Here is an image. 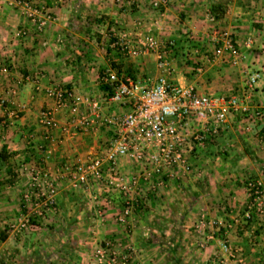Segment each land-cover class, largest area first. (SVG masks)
Masks as SVG:
<instances>
[{
    "label": "crops",
    "instance_id": "1",
    "mask_svg": "<svg viewBox=\"0 0 264 264\" xmlns=\"http://www.w3.org/2000/svg\"><path fill=\"white\" fill-rule=\"evenodd\" d=\"M19 1L0 0V151L14 154L0 170V180L11 182L0 186V264H98L95 255L108 241L118 256L132 254L131 264H219L226 239L238 253L226 264H264V218L257 214L229 232L214 227L202 233L198 228L202 216L220 224L241 220L250 201L247 180L257 177L264 183V119L235 116L204 146L195 145L187 168L164 177V187L153 190L164 173L142 181L133 194L143 209L126 224L117 221L124 207L119 192L103 186L75 191L60 177L65 166L106 149L110 129L96 118L90 102L100 104L103 116L130 111L126 103L107 102L100 77L112 69L153 84L163 74L158 54L127 58L111 39L99 35L104 28L128 34L150 28L164 47L174 40L167 59L175 71L169 77L202 96L243 95L248 74L260 72L251 105L264 111V0H167L157 10L149 0H136V5L125 0H32L36 11L44 10L37 18H53L42 31ZM216 30L232 33L245 55L239 66L231 64L228 52L211 61ZM188 31L194 33L193 43ZM51 88L72 90L77 110L57 107L47 95ZM48 109L55 113L56 128L39 122ZM81 118L94 121L90 129L78 128ZM208 127L210 121L201 117L185 133ZM118 166L129 178L138 174L139 166L126 158ZM43 167L58 186L57 206L40 221L37 232L2 233V224L37 208L38 199L28 201L25 194L32 173ZM203 235L209 241L202 247Z\"/></svg>",
    "mask_w": 264,
    "mask_h": 264
},
{
    "label": "built area",
    "instance_id": "2",
    "mask_svg": "<svg viewBox=\"0 0 264 264\" xmlns=\"http://www.w3.org/2000/svg\"><path fill=\"white\" fill-rule=\"evenodd\" d=\"M125 1L136 5V0ZM149 4L157 10L166 5L167 0H149ZM19 5L28 12L30 21L32 20L37 25L38 31H42L48 21L53 19L50 14H44L41 19L37 18L36 15L43 13L44 10H37V13L32 7V0H20ZM142 28L144 29L141 31ZM212 37L216 48L211 61L220 60L224 57V53L228 52L233 66H239L242 63L245 55L236 47L231 32L216 30ZM187 38L188 42L193 43L194 33L188 31ZM115 39L116 42L112 45L127 58L150 53L158 54V66L163 74L155 83L149 84L151 81L144 83L134 80L112 69L106 71L100 77V81L108 85L111 90L107 102L119 105L126 103L130 105V111L125 115L103 116L100 113V104L90 102L96 118L110 129L111 136L106 142V149L101 155L65 166L60 177L66 178L75 191L103 186L119 192L125 199L123 211L117 217V221L120 224H126L138 209V199L132 195L142 181L147 182L153 176L164 173L165 176L156 182L153 190L164 187L166 185L164 177H171L175 171L187 168L188 155L193 152L194 146H204L210 136L217 134L219 128L235 116L243 115L252 117L254 120L264 119V112L259 107L251 105L253 92L262 74L258 71L248 74L243 95L202 96L194 88L182 87L171 81L169 76L175 69L171 67L167 56L169 55L168 50L176 45L174 40H169L164 47L163 42L150 28L146 27H141L133 34L121 33ZM248 43L249 46L252 45L251 40ZM201 71L202 68L199 66L197 72ZM47 95L56 101L57 107L71 106L74 110L78 108V100L72 90L51 88L47 90ZM201 117H206L211 127L190 135L186 134L185 130L190 128L192 121L199 120ZM39 122L45 128L51 129L58 126L55 113L50 109L41 112ZM93 123L94 121L89 118H81L78 128L88 130ZM125 158L137 167L139 166L137 175L129 178L120 172L118 164ZM29 182L25 199L32 201V197H36L39 203L33 212L21 217L19 222L14 221L15 224H12L11 228L16 232L37 229L33 223L34 218L42 219L45 212L54 207L58 196V186L45 167L35 170ZM245 188L250 201L241 220L238 218L233 223L220 224L202 216L198 223L200 232H206L208 228L214 227L229 232L241 222L248 223L254 214L264 218L263 181L258 178L249 179ZM208 241L209 237L203 235L202 247ZM113 245L112 241H108L106 246L95 255L96 262L98 264H131L132 254L118 256L113 251ZM130 252H133V249ZM237 254L230 242L227 239L223 240L218 262L226 264L231 259H237ZM238 264H244V262L239 260Z\"/></svg>",
    "mask_w": 264,
    "mask_h": 264
},
{
    "label": "rangeland",
    "instance_id": "3",
    "mask_svg": "<svg viewBox=\"0 0 264 264\" xmlns=\"http://www.w3.org/2000/svg\"><path fill=\"white\" fill-rule=\"evenodd\" d=\"M103 20H104V26L107 25L106 18L103 19ZM109 29H110L109 27H108V28H104V29H103V31H104L103 35H101V33H100V34L98 33V34H99L101 37L104 36V35H106L105 39L108 40V38H109V39H111V38H117V37H114V36H117V35H119V34H121V33H128V32L125 31V29H124L123 31H122V29H118V28H116L115 30H114V29H113V30H109ZM111 29H112V28H111ZM117 29H118V30H117ZM106 30H107V31H106ZM119 30H120L121 32H119ZM263 112H264V111H263ZM15 174H16V173H15ZM13 175H14V173H13ZM252 178H257V177H251V178H249V179H252ZM14 179H15V176H14ZM16 179H17V178H16ZM249 179H248V180H249ZM5 180H6V179H5ZM6 184H7V185H10L11 183H6ZM121 196H122V195H121ZM132 196H134V195H132ZM134 198H135V199H138L136 196H134ZM124 199H125L124 196H122V201H123V203H124ZM56 200H57V198H56ZM142 205H143V204H141L140 202H138V209H137V210H139V208H140V209H143ZM56 206H57V205H54V207H56ZM143 206H144V205H143ZM53 209H54V208H50L49 210H47L48 212H47V211L45 212V216H44L43 218L46 219V218L48 217V214H49L50 212H52ZM137 210H135L134 214L136 213ZM54 212H55V213H54L53 216H54V218H55V217L57 216V213H56L57 210H54ZM27 215H28V214H27ZM43 218H42V219H39V221H37L38 224H37V222H35V223L33 222V223L36 225V227H37V229H34V232H37V230L40 229V226H38V225L41 224L40 221L43 220ZM16 221L19 222V219H17ZM12 224H15V222H11L10 224H9V223H4V224H2L1 232H2V233L6 232L5 229H9V230L13 231L12 228H11V225H12ZM52 228H53V227H52ZM23 231H24V230H21L20 233L23 232Z\"/></svg>",
    "mask_w": 264,
    "mask_h": 264
},
{
    "label": "trees",
    "instance_id": "4",
    "mask_svg": "<svg viewBox=\"0 0 264 264\" xmlns=\"http://www.w3.org/2000/svg\"><path fill=\"white\" fill-rule=\"evenodd\" d=\"M114 42H116V39L115 38H111V44L112 43H114ZM119 51V50H118ZM132 78V77H131ZM132 79H134V78H132ZM134 80H136V79H134ZM101 89H104L105 91H107V93H108V95H110V88H109V86L108 85H105V84H103V83H101ZM12 155H14V154H10V153H8L7 152V149H5V148H3L1 151H0V170H2L5 166H6V164H7V162H8V160H9V158L12 156ZM10 175H12V172L10 171V173H9ZM8 174V175H9ZM13 176H15V179H16V174L15 175H13ZM6 183H11L10 182V179H4V180H0V186H3V185H7ZM252 220V219H251ZM251 220H249L248 222H250ZM37 221H39V219L37 218V217H35L34 218V223L35 222H37Z\"/></svg>",
    "mask_w": 264,
    "mask_h": 264
}]
</instances>
